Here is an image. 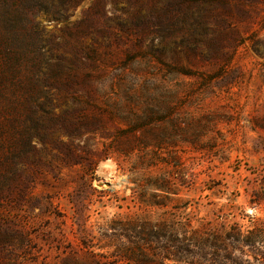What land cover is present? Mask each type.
Listing matches in <instances>:
<instances>
[{
    "label": "rangeland",
    "instance_id": "1",
    "mask_svg": "<svg viewBox=\"0 0 264 264\" xmlns=\"http://www.w3.org/2000/svg\"><path fill=\"white\" fill-rule=\"evenodd\" d=\"M23 4L47 61L31 72L47 70L37 82L57 114L81 112L89 126L50 136L74 165L40 143L32 164L4 163L2 143L19 137L3 127L19 115L17 94H0V264H174L162 238L138 252L154 263L119 258L147 239L120 225L225 243L264 225V0Z\"/></svg>",
    "mask_w": 264,
    "mask_h": 264
},
{
    "label": "trees",
    "instance_id": "2",
    "mask_svg": "<svg viewBox=\"0 0 264 264\" xmlns=\"http://www.w3.org/2000/svg\"><path fill=\"white\" fill-rule=\"evenodd\" d=\"M26 10L30 9L24 7L23 0H0V94L6 95L8 91H11L12 95L17 94V101L11 104L13 106L11 110L19 115L7 118L3 127L7 136L19 137L16 141L8 140L2 143L5 156L3 160L4 163L10 162L16 166L19 163L21 167L27 162L32 164L39 151L36 147L40 143L42 149L66 152L64 153L66 164L74 165L77 162L72 159L74 156L72 150H66V142L53 140L50 136L57 134L58 137L71 141L88 130L89 120L81 117V112L77 113L79 115L69 112L57 114V105L53 104L55 97L52 89L45 88L47 85H40L37 82L46 81L47 70L41 71L39 75H35L34 71L31 72L32 68L37 69L41 65H46L47 61L42 58L40 52L38 55L34 54V49L40 51L41 40L32 38V33H39L38 24L30 21ZM23 73L26 75L23 76ZM22 76L25 77L23 82ZM38 76L40 79L34 80ZM20 91H24L21 92V95L24 94L22 100H20ZM63 92L67 94V91ZM39 99H43L44 102L40 103ZM44 107H48V110ZM39 112L42 115H38ZM75 120L77 123L74 122ZM41 131L42 134H39ZM19 177L20 175H16L14 178ZM120 226L125 227L124 232L128 234V238H130L129 234L141 237L143 235L147 238H143L146 242L144 244L133 242L134 251L119 257L130 262H156L150 258H157L159 255L151 254L148 257L138 252L149 251L153 241L162 238L168 244L160 249L162 252L160 258L163 262L194 264V260L203 259L208 264H253L245 259L246 255L241 250L236 256L235 251L242 248L249 251L254 258H260L262 261L259 264H264V225L252 228L243 237H239L237 233H228L226 243L221 242L217 237L194 241L183 237L174 238V234L168 231L164 224L159 227L160 224L131 221ZM132 239L135 241L134 238ZM189 248L196 251L190 252ZM177 254H180V257ZM211 257L218 260L208 261L207 259Z\"/></svg>",
    "mask_w": 264,
    "mask_h": 264
}]
</instances>
